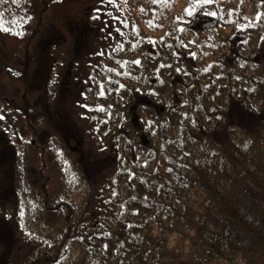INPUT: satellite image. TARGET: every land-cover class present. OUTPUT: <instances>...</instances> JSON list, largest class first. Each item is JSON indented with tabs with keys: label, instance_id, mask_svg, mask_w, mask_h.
I'll return each mask as SVG.
<instances>
[{
	"label": "trees",
	"instance_id": "trees-1",
	"mask_svg": "<svg viewBox=\"0 0 264 264\" xmlns=\"http://www.w3.org/2000/svg\"><path fill=\"white\" fill-rule=\"evenodd\" d=\"M111 1L74 2L87 19L86 49L62 53L71 64L62 82L66 63L50 45L67 44L66 19L54 30L43 19L69 0H32L29 40L47 28L52 41L31 69L25 64L24 83L36 71L44 100L20 109L19 141L0 126V151L10 159L0 167V176L10 173L0 180V264H264V2L213 0L189 15L191 0H115L116 11ZM107 13L115 25H92ZM82 59L92 77L85 90ZM56 86L65 99L49 101ZM53 110L81 137L84 128L83 161L74 135L59 150L46 138L26 141L25 133H40L36 123L53 130ZM29 148L38 171L28 178L26 160L19 174L15 160ZM61 150L76 161L60 159L55 189L50 155Z\"/></svg>",
	"mask_w": 264,
	"mask_h": 264
},
{
	"label": "rangeland",
	"instance_id": "rangeland-1",
	"mask_svg": "<svg viewBox=\"0 0 264 264\" xmlns=\"http://www.w3.org/2000/svg\"><path fill=\"white\" fill-rule=\"evenodd\" d=\"M78 0H69V5L66 6V9H62L63 4H56L57 8L50 10L48 12L47 17L45 18L44 21V26L49 27L51 30L55 29V27H60L62 24L59 22V19L61 17H64V20L66 19L67 27L65 31H62L63 33H66L65 37L67 39L65 45L62 47H59L60 45L58 44L57 46L50 45V47H54L53 49V59H56L58 61L63 62V65L66 63V71H64L63 74L60 75V80L58 78V81H64L65 77L63 78V75H70L69 70L71 68L70 62H68L67 57L61 56L62 53H66L68 55H71L73 58V53H77L75 57L80 56V50L82 46V56L85 51V46H86V39L84 40L83 44L79 43V39L82 40V29H86V23L85 21L87 20L84 15H82L83 21L79 19V9L78 6L74 3ZM84 5H93L94 0H81ZM72 5H71V3ZM74 3V4H73ZM115 0H112L109 3V9L116 11L115 8ZM32 0H18L17 3H12V0H5L4 3H0V9L5 10V13L7 14L8 19H4L0 23L3 24L4 28L8 29L7 31L0 30V126L8 127L14 134H16V139L19 141L20 138H18L19 135L22 134L23 131V124H22V118L21 116V111L28 109V104L30 103H37L40 101L44 100V97H42V93L44 92L43 88V83L42 79L40 78V75L36 72H32V79L31 83L29 82L28 84H25L24 81H26L25 78L30 77V69L32 68V61L31 59L35 58L39 53H42L43 56H45V51H49V49H46V45L50 44L52 41V37L47 38V35H49L50 31L48 29H42V34L38 37H36L33 41L29 40V36L31 31L33 30L35 26V20L32 22L28 18V13L33 11L32 8ZM95 18V19H94ZM31 21V22H30ZM117 23V20L114 19L110 13L107 14H98L95 15V17H92V25L96 26L97 24H101L102 27L105 28H110V26L115 25ZM96 30V29H95ZM87 31V29L85 30ZM95 31H90L88 30V33H92ZM98 32V31H96ZM116 29L111 31V34H115ZM54 36V35H53ZM60 39H65L62 38V36H59ZM58 38V39H59ZM109 38V36L107 37ZM58 42V40H57ZM64 55V54H63ZM30 65V69L27 71L25 68V64ZM72 71V70H71ZM73 72V71H72ZM80 75V83L82 85V90H85L86 87V78H92L90 73L88 74V70L85 67V62L82 59V69L78 71ZM97 74V73H96ZM95 77H98L95 75ZM74 78V77H73ZM98 87V85H96ZM41 92V93H40ZM61 91L59 87H54L53 88V93L49 96V101L51 100V97H57V96H62ZM96 95L91 91L89 96H86L83 98V102L87 104L93 97ZM61 97V98H62ZM64 98V97H63ZM65 99V98H64ZM63 100V99H62ZM85 100V101H84ZM10 102V103H9ZM82 102V121L84 122L86 120V117L88 116V111H86L84 107V103ZM39 103V102H38ZM91 103V102H89ZM11 106H8L10 105ZM31 106V105H30ZM32 109H28V112ZM16 111V112H15ZM19 111V113H18ZM56 114V111L54 110L51 112V114L48 116L47 120L52 121L54 120L53 124H51L53 130L48 131L45 129L43 133L41 132L40 128V123H36L38 126L34 127V131H40L39 134L35 135H29L25 133L26 141L29 140L31 141L32 139H36L38 144H43L46 138V140H49L50 145L54 144L56 147L62 148V141L67 139V136H73V140L75 141V145L72 147H76L75 149L78 148V158L77 161L80 160L82 157V161L84 160V156L82 153V144L85 143L84 139V128L82 127V137H81V131L77 126H74L73 124L72 127H69L68 125H62L59 124L55 119L54 115ZM31 120H35L34 116H31ZM137 120V118H136ZM99 120L93 119V124L98 123ZM33 122V121H32ZM138 122V121H137ZM56 132H55V131ZM18 133L17 135V132ZM77 133V135H76ZM80 133V135H78ZM22 136V135H21ZM76 137V140H75ZM38 138V140H37ZM82 139V143H81ZM4 142V141H3ZM32 145H34V140L32 141ZM41 146V145H39ZM101 147V146H100ZM61 157H54L50 155V162H51V183L50 186L54 187L55 189L58 188V185H60L63 181L61 180L62 176L61 175V164H67L70 163L69 158L74 160L73 162L75 163L76 157L71 156L67 151L61 150ZM81 156V157H80ZM69 157V158H68ZM0 158L1 162L4 161H10V159H5L3 158V155L0 151ZM38 154L37 150H32L29 148L26 152H20L17 155V159L15 160V170L19 174L18 171H21V162L25 161L24 171L29 178V175H36L38 171V162H37ZM62 163H61V160ZM12 161V160H11ZM31 163L33 164L31 166ZM3 166V164H1ZM61 166V167H60ZM76 166V165H75ZM1 169V168H0ZM3 174L0 176V180L4 181H9L10 179V173L8 174V171L6 169L3 170ZM19 179V175H17ZM35 179V178H34ZM21 180V179H20ZM57 184V185H56ZM7 188H9V184H7ZM51 189V188H50ZM13 193L10 191V195ZM51 217H48V219Z\"/></svg>",
	"mask_w": 264,
	"mask_h": 264
},
{
	"label": "snow or ice",
	"instance_id": "snow-or-ice-1",
	"mask_svg": "<svg viewBox=\"0 0 264 264\" xmlns=\"http://www.w3.org/2000/svg\"><path fill=\"white\" fill-rule=\"evenodd\" d=\"M5 0H0V3H4ZM18 0H12V3H17ZM153 3H156L157 0H152ZM162 2H167V0H162ZM213 0H191L189 7L187 9H185L186 12H188L189 15L192 14L193 11H195V7L202 5V4H208V3H212ZM243 2V0H241V3ZM262 2H264V0H262ZM231 11V10H230ZM210 15L215 16L216 13H209ZM3 13H0V16H2ZM0 30H4L7 31L8 29L4 28L3 24L0 23ZM134 63H139V61H135ZM135 214V213H134Z\"/></svg>",
	"mask_w": 264,
	"mask_h": 264
},
{
	"label": "flooded vegetation",
	"instance_id": "flooded-vegetation-1",
	"mask_svg": "<svg viewBox=\"0 0 264 264\" xmlns=\"http://www.w3.org/2000/svg\"><path fill=\"white\" fill-rule=\"evenodd\" d=\"M85 32H86V31L82 29V44L84 43V40H85V39H84ZM2 155H3V153H2ZM3 158H5L4 155H3ZM4 162H5V161H4ZM0 163H1V164L3 163V162H1V158H0ZM1 164H0V167H1Z\"/></svg>",
	"mask_w": 264,
	"mask_h": 264
},
{
	"label": "water",
	"instance_id": "water-1",
	"mask_svg": "<svg viewBox=\"0 0 264 264\" xmlns=\"http://www.w3.org/2000/svg\"><path fill=\"white\" fill-rule=\"evenodd\" d=\"M133 122H134V119L132 120ZM142 145L143 146H147L148 145V140H147V138L146 137H142Z\"/></svg>",
	"mask_w": 264,
	"mask_h": 264
}]
</instances>
